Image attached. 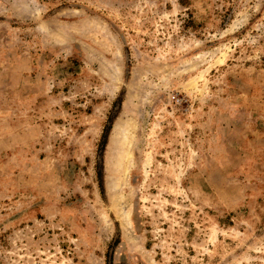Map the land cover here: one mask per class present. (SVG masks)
Instances as JSON below:
<instances>
[{
    "label": "rangeland",
    "instance_id": "obj_1",
    "mask_svg": "<svg viewBox=\"0 0 264 264\" xmlns=\"http://www.w3.org/2000/svg\"><path fill=\"white\" fill-rule=\"evenodd\" d=\"M0 264H264V0H0Z\"/></svg>",
    "mask_w": 264,
    "mask_h": 264
},
{
    "label": "bare ground",
    "instance_id": "obj_2",
    "mask_svg": "<svg viewBox=\"0 0 264 264\" xmlns=\"http://www.w3.org/2000/svg\"><path fill=\"white\" fill-rule=\"evenodd\" d=\"M122 134H123V133H122ZM124 134H125V133H124ZM120 140H121V139H120ZM125 140H126V139H125ZM118 205H119V204H118ZM120 207H121V206H120ZM122 214H123V212H122ZM122 214H121V215H122ZM119 215H120V213H119ZM123 217H125V218H126V217H127V214H124V216H123ZM121 220H122V219H121Z\"/></svg>",
    "mask_w": 264,
    "mask_h": 264
}]
</instances>
